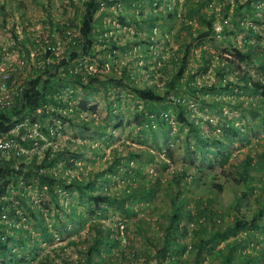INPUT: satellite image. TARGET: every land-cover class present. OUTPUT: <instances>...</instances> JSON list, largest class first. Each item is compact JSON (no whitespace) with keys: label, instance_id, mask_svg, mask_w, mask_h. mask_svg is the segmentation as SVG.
I'll return each instance as SVG.
<instances>
[{"label":"trees","instance_id":"1","mask_svg":"<svg viewBox=\"0 0 264 264\" xmlns=\"http://www.w3.org/2000/svg\"><path fill=\"white\" fill-rule=\"evenodd\" d=\"M122 1L126 8H129L134 0H80L78 5L74 0H70L67 8H72L71 12L74 14L72 20L75 19L76 23L68 21V18L51 20L47 13L50 34L40 42L43 44L44 41L46 46L44 50H41L34 40L30 41L29 39H27L29 42L27 48L26 39L18 40L17 34L11 29L13 44L22 46L26 55H28L30 47H35L40 52L39 59L45 61L49 58L50 61L46 60L43 67L32 70L33 75L26 78L25 85L15 95L11 106L0 111V134H9L18 125V131L9 134L8 137H13L25 151L18 156H15L12 150L5 155H0V264H32L27 258L29 254L25 255V252L39 249L41 242L49 244L54 241L52 232L46 223L49 212L54 210V219L56 223H59L58 226L61 230H66L69 224L78 222L76 218L78 215L75 205H73L74 199H77L80 205L86 206L89 213L97 211L104 217L105 212L111 208L127 218L136 214V210L128 203L136 200L138 196L146 197L151 192V190L144 189L134 191L130 188L128 190L129 187L126 186L119 192L117 190L110 191L106 187L107 184L102 188L103 182H110L109 174L117 172L115 168H118L120 164L127 166L129 161L120 162L119 155L113 159L106 171L71 177L65 171V168L72 170L74 167L72 160H79L82 155L81 152H78L79 150L70 152L66 146L53 147L52 142L56 140L57 134L62 132V126L66 124L70 128L74 126L84 131L92 129L98 131L97 126L90 127L85 119L79 118L80 112L94 113L95 105L90 106L86 99H81L78 102V108L71 107L70 98L73 97V88L83 92L91 88L93 91L101 88L106 94L108 85L113 88L123 87L143 104L142 111L133 114L137 125L149 132L152 131V128L157 127L161 132L169 125L170 116H173L178 125L186 127L187 133L193 136L199 149L209 151L210 145L217 147L215 153L222 158V162L226 157L223 152L225 143L220 139L222 137L218 136L226 134L229 137L244 139L242 126L248 125L249 129L252 126L264 127V81L253 78L248 71L238 65L243 63L244 68L258 62L259 67L264 68L262 61L254 58L258 55L255 52L257 45L248 43L229 45L237 63L223 55L218 54L215 57L205 49H201V65L191 72L187 67L189 50L192 48V43L188 40L191 38V25L188 23L189 25L182 26V30H186L183 53L172 60V65L175 68L170 71L162 94L156 91L155 84L150 86L136 84L131 76V70L127 66H121L117 73L115 68L117 64L112 52L120 47L112 37L115 30L101 24L100 17L109 14L108 10L116 5L115 15L121 26L129 22L140 23L135 11L127 16L126 12L129 10L122 9L117 5ZM159 1L157 0V2ZM245 3L246 10H248V3ZM195 4V6H190L189 13L197 15L198 21L206 24V30L198 32L196 35L198 43L194 46L198 47L203 42L202 38L213 29L211 24L214 15H210L208 18L203 17L199 14L201 4L198 1ZM253 9L255 6L252 7ZM62 12H67L66 7L62 9ZM169 16H173V11ZM223 16L225 17L226 13ZM149 20V17L148 19L145 17L142 22ZM153 24L148 27L149 34ZM235 26L238 29L244 27L239 21L235 22ZM245 29L248 34L258 38L259 34L251 29V26H246ZM221 30L222 35L233 33L226 27ZM53 31L56 35H53ZM109 32L112 33L109 34ZM136 34L140 35L141 33L138 31ZM63 40L67 44V50L63 52V55H56V43ZM95 43L102 47L95 49ZM213 46L217 48L218 44L213 42ZM123 51L125 52V50ZM213 60L216 62V65H213V69H211L216 75L213 81L207 83L202 80L197 81L200 76L196 77V75L208 72ZM106 63H109V71L107 76H104L105 74L101 72L100 68ZM92 64H94L93 69H90ZM233 64L236 68L234 74L231 67ZM229 75L230 78H226ZM188 99H191L199 109L209 108L212 110L214 116L218 118L216 127H213L216 132L200 134L198 131L200 121L197 117L196 121H194L195 117H190L192 111ZM109 104L107 107L110 110L112 105ZM233 112L239 114L236 116L238 121L245 114L255 122L245 121L242 126L236 125L234 123L236 120L228 117V113L232 114ZM109 117H112L110 113ZM204 122L209 126L211 124L208 118ZM34 124L37 126L39 135L32 138L25 136L21 140L20 136L25 135L28 127ZM57 126L58 129H56ZM262 136L264 142V130ZM132 157L135 156L129 154V158ZM254 157L256 159L249 155L244 156L235 167L234 172L238 177L233 181L241 183L243 191L237 195L233 216L225 227H222L220 223L218 227L214 228L217 223L216 219L220 221L221 212L208 211L207 204L202 207L203 211L201 208H197L203 219L206 222L209 220L210 224H207L211 225V229L205 232L207 224H203L199 231H194L195 234L201 235L196 239V246L193 243L195 246L193 264H198L206 255L213 257L217 264H261L259 262L261 249L258 250L259 254L244 252V250L252 239H256V231L264 232V187L260 188V192L254 197L256 205L248 218L243 213L241 214L238 208L239 198L253 194L254 174L264 168V147L262 153H254ZM127 173L128 171L125 170L122 178L129 177L130 175ZM174 180L177 184L180 182L177 179ZM212 186L220 188L215 183H212ZM32 193L47 197V200H42L37 204L31 198ZM61 194H65L66 199L69 198V203L64 206L63 203H60V199L64 197ZM179 194L176 192L172 196L173 199L179 198ZM208 201L209 199H207ZM49 205L51 206L50 210H48ZM198 206L199 203L196 202V207ZM40 208L45 209L46 212L43 213ZM204 208L208 212H205ZM66 209H69V212ZM186 212L189 216V211ZM180 217L177 211L172 212L168 226L163 227L160 237L157 239L151 236L146 237L148 249L145 253L149 255L154 247L152 255L156 258V264H179L181 260L183 262L186 260L182 256L186 247L180 246L178 242L183 232L185 233L184 227L179 226ZM30 221L33 222L32 230L38 235L35 239L23 227V223ZM142 223V218L134 221L141 233ZM50 225L55 226L54 223ZM89 228L93 235L84 246L82 254L84 262L76 263L65 259L64 264H105L101 252L106 247L115 246L118 243L117 238L109 235L107 231L109 228L101 221L93 219L90 221ZM178 230H183V232L178 234ZM210 239L214 242L211 245ZM221 242H225L224 245L215 249L216 245ZM72 243L75 242L72 241ZM118 256L122 262L124 253L118 251L116 257Z\"/></svg>","mask_w":264,"mask_h":264},{"label":"rangeland","instance_id":"2","mask_svg":"<svg viewBox=\"0 0 264 264\" xmlns=\"http://www.w3.org/2000/svg\"><path fill=\"white\" fill-rule=\"evenodd\" d=\"M197 1L201 4L199 14L207 18L213 14L214 20L211 24L213 27L211 32L202 38L203 42L198 47H195L194 45L198 43L197 33L206 30V24L200 23L197 15L189 13L190 6H195ZM69 2L70 0H0V51L2 52L4 49V52H8V55L2 54L8 58L3 60L4 65H1V71L9 73V70L13 72L18 69L21 59L25 56L22 46L13 44L11 29L17 34L18 40L26 39L27 48L29 43L27 39H29L30 41L34 40V43H37L38 47L44 50L46 48L45 43L43 41V44H40V42L45 40L46 35L50 34L47 13H49L51 20L68 18V21L76 23L75 19L72 20L74 16L71 12L72 8H67ZM74 2L76 5L80 4V0H74ZM245 2L248 3V10H246ZM132 3L129 8H126L124 1L117 5L122 9L129 10L126 12L127 16L135 11L140 23L129 22L121 26L115 15L116 10L114 8L116 5L108 10L109 14L100 17V22L105 27L110 26L115 30L112 37L116 40L117 46L120 47L112 52L117 64L115 67L117 73H119L121 66H127L138 85L150 86L155 84L156 91L163 93L166 79L170 71L175 68L172 65V60L183 53L186 30H182V26L189 25L188 23L191 25V38L188 40L191 41L192 48L189 50L187 67L191 72L201 65V49H205L206 52L215 55V57L220 54L236 62L228 46L240 45V43L257 45L255 52L258 55L254 58L261 60L264 66V0H160L159 2L157 0H134ZM253 6L256 10H252ZM64 7L67 11L65 13L62 12ZM172 11L173 16L171 18L169 15ZM224 13H226L225 17L223 16ZM145 17L146 19L149 17L150 20L142 22ZM236 21H239L244 27L236 28ZM150 24L154 26L149 34L148 27ZM139 26L142 28L139 29ZM246 26H251V29L259 34L258 38L248 34L245 29ZM220 27H226L233 33L222 35ZM216 28L219 30L216 31ZM138 31H140V35L136 34ZM52 33L56 35L54 31ZM213 42L218 44L217 48L213 46ZM94 47L100 49L102 46L95 43ZM66 48L67 44L64 40L62 42L57 41V55H63V52L67 50ZM28 50H30V56L34 60L32 51L37 49L30 47ZM108 64L106 63L100 68L101 72L105 74L104 76H107L109 71ZM253 64L244 68L243 63L238 65L248 71L253 78L264 81V68L261 69L258 62ZM213 65H216L215 60L212 61V66L208 72L196 75V77L200 76L197 81L202 80L206 83L213 81L216 76L211 70ZM93 66L94 64L90 66V69H93ZM231 67L234 74L236 70L234 64ZM18 75L20 73L15 76ZM226 78L229 79L230 75ZM72 90L71 107L78 108L77 105L81 99H86L90 106L95 105L94 113L83 111L79 113V118L85 119L90 127L97 126L98 131L93 129L84 131L74 126L70 128L66 124L62 126V132H59L56 140L52 142L53 147L66 146L70 152L79 150L78 152H81L82 155L79 160H72L74 165L72 170L65 168V171L70 174V177L106 171L113 159L119 155L121 157L120 162L129 161L127 166L120 164L118 168H115L117 172L109 174L110 182H103L102 188L107 184L106 187L110 191L117 190L119 192L126 186L129 187L128 190L130 188L134 191L144 189L146 191L151 190V192L146 197L138 196L136 200L128 203L136 210V214L127 218L111 208L105 212L104 217L97 211L89 213L86 206L80 205L78 200L74 199L73 205H75V211L78 215L76 217L78 222L69 224L66 230H61L58 226L59 223H56L54 210L49 212L46 223L52 232L54 241L49 244L46 242L39 243V249H31L25 252V255L29 254L27 258L32 264H64L65 259L83 263L84 246L93 235L89 228L90 221L95 219L103 222L109 228L107 230L109 235L116 237L118 241L115 246L106 247L101 252L105 264H156V258L152 255L154 247L149 255L145 253L148 249L146 237L151 236L155 239L160 237L163 227L168 226L171 213L177 211L181 216L179 226L185 229V233L183 230H178V234L183 232L178 242L180 246L186 247L182 255L186 260L184 262L181 260L179 264H193L196 239L201 235L195 234L194 231H199L203 224H210L209 220L206 222L203 219L197 208L202 209L207 204L208 211L221 212L220 221L216 219L217 223H215L214 228L218 227L220 223L222 227L226 226L233 216L237 195L243 191L242 184L233 181L238 177L234 172L235 167L244 156L249 155L256 159L254 153H262L264 127L252 126L249 129L248 125L242 126V124L245 121L252 123L255 120H251L248 115L244 114L238 121L236 120V116L239 115L237 112L228 113V117L236 120L234 122L236 125L243 127L244 139L229 137L226 134L218 136L222 137L220 139L225 143L223 152L226 157L222 162V158L215 153L217 147L210 145L209 151L199 149L193 136L187 133L186 127L178 125L173 116H170L169 125L161 132L157 127L152 128V131L149 132L137 125L133 119V114L142 111L143 104L123 87L113 88L108 85L106 94L101 88L96 91L91 88L86 92L74 88ZM109 103L112 105L110 110L107 107L110 105ZM188 103L192 111L190 117H195L194 121L197 120V117L200 121L198 126L200 134L216 132L213 127H216L218 118L214 116L212 110L209 108L199 109L191 99H188ZM109 113L112 117H109ZM207 118L211 123L210 126L204 122ZM152 135L154 136L152 137ZM129 154L135 157L129 158ZM125 170L130 176L122 178ZM174 179L180 182L177 184ZM254 179L253 194L239 198L238 208L241 214L243 213L247 218L254 211L256 205L254 197L260 192V188L264 187V168L254 174ZM212 183L219 185L220 188L213 187ZM176 192L180 194L179 198L175 200L172 196ZM61 196L64 197L60 199V203H63V206L68 204L69 198L66 199L65 194H61ZM31 198L37 204L42 200H47V197L37 193H32ZM207 199L210 202H207ZM196 202L199 203L198 207H196ZM50 207L49 205L48 210L51 209ZM40 209L43 213L46 212L45 209ZM66 211L69 212V209ZM186 211H189L190 217L187 216ZM208 211L205 209V212ZM138 218H142L143 221L140 227L142 233L134 224ZM84 219L87 220L82 221ZM32 223V221L23 223V227L35 239L38 235L32 230ZM53 223L55 224L54 227L50 225ZM208 224L205 227V232L211 229V225ZM255 237L256 239H252L247 244L244 252L257 254L258 250L261 249L262 252L258 253L261 256L259 262L263 264L264 232L256 231ZM212 243L214 242L210 239V245ZM224 243L217 244L215 249L221 248ZM118 251L124 253L122 262H120L119 256L116 257ZM198 264H217V262L213 257L206 255Z\"/></svg>","mask_w":264,"mask_h":264},{"label":"built area","instance_id":"3","mask_svg":"<svg viewBox=\"0 0 264 264\" xmlns=\"http://www.w3.org/2000/svg\"><path fill=\"white\" fill-rule=\"evenodd\" d=\"M217 30L219 29L216 28V31ZM32 53L34 56V60L32 56H30V50H28V55L24 54V58L21 59L19 63L20 67H18V69L14 70L13 72L9 70V74L5 71H1V65H4L3 60H6L8 58V56H3L8 55V52H4V49H2L0 57V111L11 106L13 98L19 91H21V89L25 85L26 78L33 75L32 70L43 67L46 60L48 62L50 61L49 58H47L45 61L44 59L41 60L37 58L40 54V52L37 50H33ZM18 73H20V75L15 76ZM18 128V125L15 126L9 134L16 133V131H18ZM9 134H0V155H5L10 150L14 151L15 156H18L21 153H25L24 149L13 137H8ZM35 135H39V133L37 131V126L34 124L28 127L27 133L25 135L22 134L20 136V139L23 140L25 136L32 138Z\"/></svg>","mask_w":264,"mask_h":264},{"label":"clouds","instance_id":"4","mask_svg":"<svg viewBox=\"0 0 264 264\" xmlns=\"http://www.w3.org/2000/svg\"><path fill=\"white\" fill-rule=\"evenodd\" d=\"M220 28H222V27H220Z\"/></svg>","mask_w":264,"mask_h":264}]
</instances>
